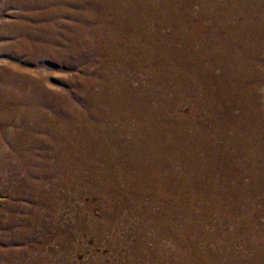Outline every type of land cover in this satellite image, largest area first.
Here are the masks:
<instances>
[{"label":"rangeland","instance_id":"1","mask_svg":"<svg viewBox=\"0 0 264 264\" xmlns=\"http://www.w3.org/2000/svg\"><path fill=\"white\" fill-rule=\"evenodd\" d=\"M174 1L0 0V71L35 82L0 90V264H257L254 173L234 167L264 135L220 136L203 66L215 20L264 50V5Z\"/></svg>","mask_w":264,"mask_h":264},{"label":"bare ground","instance_id":"2","mask_svg":"<svg viewBox=\"0 0 264 264\" xmlns=\"http://www.w3.org/2000/svg\"><path fill=\"white\" fill-rule=\"evenodd\" d=\"M123 0H115L119 4ZM161 1V0H160ZM168 1V0H167ZM180 0H176V5ZM200 2L201 9L204 10L205 15L211 12H218V8L224 9V7L231 8H241L249 9L252 7V10L257 11V8L264 5L263 3H254L252 0H222L220 4H217V0H198ZM136 2V1H135ZM140 2V1H139ZM166 2V1H165ZM182 2V1H181ZM262 2V1H261ZM127 3V2H126ZM134 3V2H133ZM144 3V2H142ZM152 3V2H151ZM150 3V4H151ZM160 3V2H159ZM167 3V2H166ZM184 3V2H183ZM188 3V2H187ZM121 4V3H120ZM119 4V5H120ZM130 4V2H129ZM140 4V3H139ZM168 4V3H167ZM191 4V3H190ZM196 4H199L198 2ZM122 5V4H121ZM128 5V3H127ZM144 5V4H141ZM162 5V4H161ZM194 5V4H193ZM124 6V5H123ZM159 6V5H158ZM172 6V5H171ZM174 6V5H173ZM188 6V5H187ZM145 7H149L146 6ZM185 7V6H184ZM115 8V6H114ZM119 8V7H117ZM139 8V7H138ZM158 8V7H157ZM187 8V7H186ZM235 8V10H236ZM148 9V8H147ZM160 9V8H159ZM165 9V8H164ZM168 9V8H167ZM264 9V8H263ZM150 10V9H149ZM228 10V9H227ZM238 10V9H237ZM250 10V9H249ZM248 10V11H249ZM87 11V10H86ZM153 11V10H152ZM178 11V10H177ZM188 11V10H187ZM186 11V12H187ZM222 11V10H221ZM229 11V10H228ZM231 11V9H230ZM174 12V11H173ZM184 12V13H186ZM189 12V11H188ZM224 12V11H223ZM227 12V11H226ZM234 12V11H232ZM180 13V12H179ZM225 13V12H224ZM261 13V12H260ZM88 14V13H87ZM103 14V13H102ZM147 14V12H146ZM223 14V13H222ZM248 14V13H247ZM152 15V14H151ZM173 15V14H172ZM189 15V14H188ZM200 15V14H199ZM215 15V14H214ZM217 15V14H216ZM234 15H236L234 13ZM255 15V14H254ZM259 15V14H258ZM181 16V15H180ZM204 16V15H203ZM202 16V17H203ZM213 16V15H212ZM230 16V15H229ZM252 16V15H251ZM185 17V16H184ZM201 19L203 22L206 19ZM209 17V16H208ZM211 17V16H210ZM215 17V16H214ZM219 17V16H218ZM225 17V16H224ZM156 18V17H155ZM183 18V17H182ZM186 18V17H185ZM223 18V17H222ZM251 18V17H249ZM199 19V18H198ZM213 19V18H212ZM232 19V18H231ZM230 19V21H231ZM237 22H239V27L249 26L250 24H241L242 19L239 17H234ZM233 19V20H234ZM183 20V19H182ZM215 20V18H214ZM115 21V20H114ZM146 21V20H145ZM152 21V20H151ZM187 21V20H186ZM218 24V32L214 41H212V53L205 57V59L209 63V67L203 66L204 72L208 76V79L212 85L211 94L215 99L216 104L221 106L222 109V127H221V137L225 138L228 142H234L236 140H240L245 142L247 146H253V144L257 145V140L259 136L264 135V103L261 101L259 95V89L264 91V50H259L257 52L255 48L254 51H247L242 47H232L227 42L232 30L231 34H235L237 31L233 27L228 29L227 24L223 25L221 19L215 20ZM227 21V20H226ZM134 22V21H133ZM234 22V21H233ZM232 22V23H233ZM137 23V22H136ZM195 23V22H194ZM215 23V22H214ZM213 23V24H214ZM227 23V22H226ZM87 24V23H86ZM163 24V23H162ZM215 24V26H216ZM132 25V24H131ZM144 25V24H143ZM201 25V24H200ZM199 25V26H200ZM203 25V24H202ZM206 25V24H205ZM230 25V24H229ZM232 25V24H231ZM235 25V24H234ZM49 26V25H48ZM164 26V24H163ZM176 26V25H175ZM187 26V25H186ZM233 26V25H232ZM14 27V26H13ZM125 27V26H124ZM213 27V26H212ZM238 27V26H237ZM236 27V28H237ZM242 27V29H244ZM251 27V26H250ZM249 27V28H250ZM257 27V26H256ZM201 28V27H199ZM217 28V27H216ZM246 28V27H245ZM253 28V27H252ZM36 29V28H35ZM211 29V28H210ZM238 29V28H237ZM241 29V28H239ZM251 29V28H250ZM249 29V30H250ZM145 30V29H144ZM208 30V28H207ZM231 30V31H230ZM241 31V30H240ZM252 31V30H251ZM37 32V31H36ZM209 32V31H208ZM245 32V31H243ZM256 32V31H255ZM262 32V31H261ZM120 33V32H119ZM140 33V32H139ZM201 33V32H200ZM212 33V32H211ZM131 34V33H130ZM167 34V33H166ZM243 34V33H242ZM250 34V33H249ZM260 34V33H259ZM263 38L262 42L264 44V32L261 33ZM168 35V34H167ZM232 35V37H233ZM239 35V34H238ZM248 35V32H247ZM36 36V35H35ZM34 36V37H35ZM196 36V35H195ZM241 36V35H240ZM256 36V35H255ZM255 36H253L255 38ZM178 37V36H177ZM212 37V35H211ZM215 37V35H214ZM213 37V38H214ZM227 37V38H226ZM234 37L237 38V35ZM239 37V36H238ZM244 37V36H243ZM259 37V36H257ZM143 38V37H142ZM207 38V37H206ZM231 38V37H230ZM35 39V38H34ZM33 39V40H34ZM163 39V38H162ZM211 39V38H209ZM226 39V40H225ZM246 39V38H245ZM258 39V38H257ZM253 40V39H251ZM259 40V39H258ZM137 41V40H136ZM140 41V40H139ZM239 41V40H238ZM247 41V39H246ZM257 41V40H256ZM134 42V41H133ZM254 42V41H253ZM209 43V41H208ZM242 43V42H241ZM194 44V43H193ZM202 44V43H201ZM236 44V43H235ZM247 44V43H246ZM253 44V43H252ZM261 44V43H260ZM131 45V44H130ZM171 45V44H170ZM234 45V44H233ZM249 45V44H248ZM251 45V44H250ZM247 46V45H245ZM252 46V45H251ZM122 47V46H121ZM182 47V46H181ZM255 47V46H254ZM259 47V46H258ZM262 47V45H261ZM43 48V47H42ZM138 48V47H137ZM142 48V47H141ZM251 48V47H250ZM116 49V48H115ZM190 49V48H189ZM205 49V48H204ZM260 49V48H258ZM121 50V49H120ZM177 51V50H176ZM262 52V53H261ZM168 53V52H167ZM181 53V52H180ZM247 53V54H246ZM112 54V53H111ZM246 54V55H244ZM164 55V54H163ZM136 58V57H135ZM187 58V57H186ZM142 59V58H141ZM155 59V58H154ZM177 59V58H176ZM134 62V61H133ZM137 62V61H136ZM145 65V64H144ZM129 67V66H128ZM219 67L221 70V74L217 75L214 72L215 68ZM202 69V70H203ZM201 70V71H202ZM119 73V72H118ZM194 74V73H193ZM24 75V73H23ZM27 75V74H26ZM171 75V74H170ZM161 78V77H160ZM204 78V77H203ZM232 78L235 79V83ZM128 79V78H127ZM172 79V78H171ZM22 81H24L22 83ZM103 82V81H102ZM200 82V81H199ZM34 80L31 76H22L21 74L15 73L9 70L0 71V90L8 88L7 85L14 87L13 90H17L18 88H27L31 89L34 86ZM43 83V82H42ZM115 83V82H114ZM123 83V82H122ZM173 83V82H172ZM37 87V86H36ZM206 87V86H205ZM211 87V86H210ZM113 88V87H112ZM199 88V86L197 87ZM9 89V88H8ZM204 89V88H203ZM11 90L10 92L12 93ZM26 90V89H25ZM112 90V89H111ZM143 90V89H142ZM9 91V90H8ZM7 91V92H8ZM139 91V90H138ZM210 91V90H209ZM18 92V91H17ZM20 92V91H19ZM118 92V91H117ZM193 92V91H192ZM218 92V95L215 93ZM5 93V91H4ZM9 93V92H8ZM105 93V92H104ZM107 93V92H106ZM154 93V92H153ZM78 94V93H77ZM134 94V93H133ZM191 94V93H190ZM11 95V94H10ZM109 95V94H108ZM112 95V94H111ZM105 96V95H104ZM126 96V95H125ZM211 95L209 94V97ZM101 97V96H100ZM108 97V96H107ZM197 98V97H196ZM13 99V98H12ZM23 100V99H22ZM213 100V99H212ZM98 101V99H97ZM214 101V102H215ZM106 102V101H105ZM213 102V103H214ZM218 102V103H217ZM9 103V102H8ZM140 103V102H139ZM64 104V103H63ZM215 104V103H214ZM141 105V104H140ZM145 105V104H144ZM167 105V104H166ZM1 106V104H0ZM66 106V105H64ZM105 106V105H104ZM173 106V105H172ZM14 107V106H13ZM100 107V106H99ZM114 107V106H113ZM212 107H214L212 105ZM151 108V107H150ZM240 109L239 112H235L236 109ZM219 109V108H218ZM177 110V109H176ZM25 111V110H24ZM68 111V110H67ZM66 111V112H67ZM164 111V110H163ZM220 111V110H219ZM218 111V112H219ZM65 112V111H64ZM129 112V111H128ZM216 112V111H215ZM256 112V113H255ZM33 114V113H30ZM73 114V113H72ZM34 115V114H33ZM37 115V114H36ZM56 115V114H55ZM118 115V114H117ZM215 115V114H214ZM27 116V115H26ZM30 116V115H29ZM218 116V115H217ZM32 117V116H31ZM214 117H212L213 119ZM24 119V118H23ZM111 119V118H110ZM208 119V118H207ZM211 119V118H209ZM208 119V120H209ZM218 119V118H217ZM221 119V117H220ZM44 120V119H43ZM51 120V119H50ZM132 120V119H131ZM149 120V119H148ZM200 120H203L200 118ZM207 120V121H208ZM214 120V119H213ZM13 121V120H12ZM82 121V120H81ZM205 121V120H204ZM211 121V120H210ZM6 122V118H3V114L0 113V124ZM108 122V121H107ZM155 122V121H154ZM179 122V121H178ZM203 122V121H202ZM11 123V122H10ZM37 123V122H36ZM127 123V122H126ZM138 123V122H137ZM183 123V122H182ZM208 123V122H207ZM210 123V122H209ZM217 123V122H215ZM258 123V124H257ZM125 124V123H124ZM173 124V123H172ZM176 124V123H175ZM260 124V125H259ZM65 125V124H64ZM214 125V124H213ZM25 126V125H24ZM36 126V125H35ZM94 126V125H93ZM99 126V125H98ZM215 126V125H214ZM37 127V126H36ZM50 127V126H49ZM82 127V126H81ZM180 127V126H179ZM104 128V127H103ZM109 128V127H108ZM112 128V127H111ZM184 128V127H183ZM215 128V127H214ZM32 129V128H31ZM59 129V128H58ZM85 129V128H84ZM152 130V129H151ZM154 130V129H153ZM169 130V129H168ZM217 130V129H216ZM215 130V131H216ZM225 130H228L231 133H227ZM188 132V131H187ZM202 132V131H201ZM27 133V132H26ZM130 133V132H129ZM13 132H8L4 130L0 132L1 136H13ZM21 134V133H19ZM104 134V133H103ZM73 135V134H72ZM195 136V135H194ZM101 137V136H100ZM214 137V136H213ZM146 138V137H145ZM203 138V137H202ZM136 139V138H135ZM143 139V138H142ZM217 139V138H215ZM58 141V140H57ZM131 142V141H130ZM202 142V141H201ZM208 142V141H207ZM59 143V142H58ZM260 143V142H259ZM81 144V143H80ZM133 144V143H132ZM138 144V143H137ZM226 144V143H225ZM228 144V143H227ZM244 144V143H243ZM64 145V144H63ZM197 145V144H196ZM115 146V145H114ZM208 146V145H207ZM246 146V147H247ZM228 147V146H227ZM238 147V146H237ZM261 147V146H260ZM93 148V147H92ZM163 148V147H162ZM221 148V147H220ZM141 149V148H140ZM222 149V148H221ZM250 150V147H247ZM262 149V148H261ZM155 150V149H154ZM161 150V149H160ZM204 150V149H203ZM252 150V149H251ZM136 151V150H135ZM165 151V150H164ZM201 151V150H200ZM254 151V150H253ZM263 151V150H259ZM246 152V151H245ZM255 152V153H254ZM250 156H245V159L242 158L243 163L238 164L235 168L236 184L242 185V187L248 188L250 185H246L243 182V175L247 172L254 173L253 178L250 180L252 184L257 187V204H259V208L257 209V264H264V153H260L254 151ZM105 153V152H104ZM233 153V152H232ZM1 155V154H0ZM7 155V154H6ZM63 155V154H62ZM215 155V154H214ZM76 156V155H75ZM102 156V155H101ZM91 157V156H90ZM176 157V156H175ZM243 157V156H242ZM40 158V157H39ZM198 159V158H197ZM144 161V160H143ZM241 161V162H242ZM240 163V162H239ZM233 164V163H232ZM235 164V163H234ZM173 166V165H172ZM137 167V166H136ZM130 168V167H129ZM174 168V167H173ZM204 170V169H203ZM234 171V170H232ZM125 173V172H124ZM116 174V173H115ZM130 175V174H129ZM141 175V174H140ZM125 176V175H124ZM235 176V175H234ZM76 177V176H75ZM161 177V176H160ZM167 178V177H166ZM175 178V177H174ZM145 179V178H144ZM76 183V182H75ZM191 183V182H190ZM137 184V183H136ZM140 184V183H139ZM56 186V185H55ZM155 186V185H154ZM164 186V185H163ZM123 189V188H122ZM117 190V189H116ZM172 190V189H171ZM247 190V189H246ZM156 192V191H155ZM204 193V192H203ZM213 193V192H212ZM202 197V196H201ZM232 197V196H231ZM190 200V199H189ZM203 202V201H202ZM200 203V202H199ZM182 214V213H181ZM194 216V215H193ZM213 221V220H212ZM231 225V224H230ZM229 228V227H228ZM195 231V230H194ZM203 240V239H202ZM204 245V244H203ZM199 246V245H198ZM231 246V245H230ZM249 246V245H248ZM193 247V246H192ZM247 248V247H246ZM249 248V247H248ZM194 249V248H193ZM197 249V248H196ZM201 249V248H199ZM203 249V248H202ZM256 249V248H255ZM191 251V250H190ZM209 251H211L209 249ZM213 251V249H212ZM197 252V251H196ZM198 253V252H197ZM209 253V252H208ZM229 253V252H228ZM192 254V253H191ZM202 254V253H201ZM214 254V253H213ZM209 255V254H208ZM203 256V255H201ZM211 257V256H210ZM241 257H239L240 259ZM245 257H243L244 259ZM246 259V258H245ZM249 259V258H248ZM202 260V259H201ZM200 260V261H201ZM235 260V259H234ZM233 260V261H234ZM207 261V260H206ZM232 261V262H233ZM243 261V260H242ZM203 262V260H202ZM212 262V260H211ZM223 262V261H222ZM255 262V261H254ZM200 263V262H199ZM215 263V262H214Z\"/></svg>","mask_w":264,"mask_h":264}]
</instances>
